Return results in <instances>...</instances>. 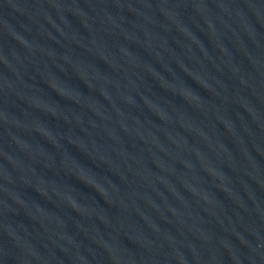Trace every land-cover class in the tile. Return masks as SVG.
Masks as SVG:
<instances>
[{
    "label": "water",
    "instance_id": "water-1",
    "mask_svg": "<svg viewBox=\"0 0 264 264\" xmlns=\"http://www.w3.org/2000/svg\"><path fill=\"white\" fill-rule=\"evenodd\" d=\"M0 264H264V0H0Z\"/></svg>",
    "mask_w": 264,
    "mask_h": 264
}]
</instances>
